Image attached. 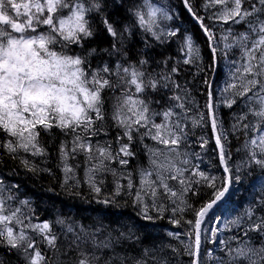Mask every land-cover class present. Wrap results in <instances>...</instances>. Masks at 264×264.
<instances>
[{"label":"snow or ice","instance_id":"1","mask_svg":"<svg viewBox=\"0 0 264 264\" xmlns=\"http://www.w3.org/2000/svg\"><path fill=\"white\" fill-rule=\"evenodd\" d=\"M182 2L205 33L213 57H216V33L205 23V16L197 15L190 0ZM112 3L116 5L118 0ZM119 6H125L123 0H119ZM203 7L215 9L207 16L214 23L243 24L245 31L236 33L230 26L220 37L224 42V55L233 48L241 53L239 64L230 62L235 67L230 71L231 82L223 90L228 95L217 101L213 91H207L206 113L191 117L192 109L188 105L194 101L187 88L175 78L180 71L176 65L181 61L170 66L171 57L155 61L148 52L153 47L166 45L178 35L179 29L169 28L165 23L173 16L164 7L152 0L131 3L126 8L128 22L121 23L106 11L108 0H0V150L12 159L21 152L44 156L42 133L50 134L58 129L66 138L58 147L65 184L76 179L75 169L68 164L69 157L83 153L90 163L85 171L86 182L99 195L101 187L96 174L110 171L117 176V171L109 168L106 161L128 165L127 158L135 155L132 149L137 139L143 143L147 137L163 145V148L144 146L149 153V168L139 170L140 187L135 194L137 214L148 221L154 219L152 211L162 217L168 208L159 202L161 196L171 201L173 217L191 211L194 219L185 221L190 225L185 233L189 240L185 251L193 257L191 264H204L202 243L209 240V231L210 242L215 243L220 231L216 227L202 228L205 218L226 197L233 182L241 179L238 174L241 165L236 166V174L229 165L228 134L215 111L220 103L232 108L238 98L244 99L247 111L236 117L232 131L243 129L246 137L249 132L253 133L243 145L247 153L243 165L251 167L254 164L264 170V0H205ZM98 32L111 38L107 48L89 46ZM137 32L142 33L144 50L133 61L129 45ZM181 51L184 65L195 64L201 59L200 50L190 35L183 37ZM93 60L98 63L94 65ZM153 64L161 70L155 71ZM208 88L211 89L210 84ZM108 99L112 100L110 119L119 130L116 149L110 143L94 145L91 142V137L101 132L107 135L104 125ZM158 117L160 122H157ZM189 119L193 127L210 126L215 144L213 151L224 173L222 177L192 163L190 157L201 160L200 153L180 150L187 138L185 128ZM199 140L201 150H206L209 138L204 135ZM20 162L29 171H37L27 158H20ZM124 178L131 190L134 187L131 173ZM169 181H176L179 190H174ZM198 186L211 189V193L197 208L188 203L185 195L188 192L196 194ZM121 188L117 181L115 195H120ZM146 196L150 203L145 200ZM14 200L13 195H4L0 189V248L21 258L23 264H64L60 255L69 252L75 253L71 264H148L144 259L147 249L140 258L117 252L116 245L122 241L134 242L135 233L131 231L121 232L115 238L109 234L105 239H98L96 233L82 228V234H75L62 251L52 224L49 221L31 223L30 215L21 207L12 206ZM99 202L109 204L113 201L105 198ZM20 204L27 206L29 201L23 200ZM260 206L264 210V199ZM31 211L29 208L28 212ZM254 216L255 209L249 207L243 216L229 221L228 224L241 229L247 239L239 242L236 248L221 240L225 256L213 257L209 250L208 258L214 259L215 264H264V215L253 219ZM170 222L180 224L175 218ZM67 231L74 232L71 227ZM249 233L258 234L259 244ZM168 235L179 239V233ZM41 243L51 250L52 256L41 251L38 246ZM0 264H6L3 258Z\"/></svg>","mask_w":264,"mask_h":264},{"label":"trees","instance_id":"2","mask_svg":"<svg viewBox=\"0 0 264 264\" xmlns=\"http://www.w3.org/2000/svg\"><path fill=\"white\" fill-rule=\"evenodd\" d=\"M152 1L162 3L169 10L170 15L173 16V19L168 21L169 28L179 29V32L166 45L149 49V56L155 61L171 57L170 66L176 64L177 61H181V63L176 65L180 71L175 78L182 87L187 88L190 98L194 101V103L188 105L192 109L190 116L198 117L200 112L206 113L207 111L204 107L207 100V91H213L217 101L228 95L223 90L226 84L231 82L230 71H234L235 66L230 62L235 61L236 64L241 62V53L238 48H233L228 51L227 55H224V42L220 40V37L226 34L225 30L230 26L234 32L238 33L245 31V25L214 23L207 19V16L211 15L215 10H205L203 7L205 0H190L197 15L205 16V23L216 33L218 54L216 59H214L207 38L185 9L182 0ZM123 2L125 6L120 7L119 0L116 5H113L112 0H108L106 11L111 14L114 20L127 23L129 16L126 11L127 6L131 3H140L141 0H123ZM189 35L192 37L194 45L199 48L201 59L195 64L184 65L182 63L184 53L181 51V47L183 37ZM110 40L111 38L105 33L98 32L89 46L107 48ZM129 50V55L133 61L144 50L141 32H137V35L129 45ZM96 63H98V60H93V64L95 65ZM152 68L155 71L161 70L156 68L154 64ZM214 74V80L211 84ZM205 81L208 84H205ZM209 84H211V89L208 88ZM106 96H112V93H106ZM244 102L243 98H238L237 103L232 108L220 103L215 110L222 127L228 134L227 149L231 153L229 165L233 168L234 174H236V166L241 165V171L238 173L241 179L238 182H233L226 197L205 218L202 228L211 229L216 227L220 231L217 234L215 243L210 242V231L207 233L209 240L202 243L201 259L204 264H215V260L209 259L207 256L209 250H211L213 257L225 256L226 250L220 244L221 240L227 241L232 248H236L239 242L247 239V237L243 236V231L229 225V221L236 219L238 216H243L245 210L249 207L255 209L253 219L264 215V210L260 206L261 199H264V190H262V186H264V170L254 164L251 167L243 165V162L247 159V153L243 149V145L245 140L250 138L253 133L249 132L248 137H246L243 129L232 131V125L237 122L236 117L247 111ZM111 104V99L106 100L105 107L108 115L104 126L107 129V135L101 132L98 136L91 138H106L107 144L110 143L114 148L116 145L115 138L119 130L110 119ZM249 119L253 120L251 116ZM186 124L187 138L182 142L180 148L188 153H200L202 159L197 160L195 156H191L192 163L199 164L200 169L205 172L222 177L224 173L222 167L219 166L217 154L213 151L215 144L212 139L210 126L193 127L191 119ZM204 135L209 138L210 142L206 146V150H201L199 138ZM63 139L66 138L58 129H53L50 134L42 133L41 142L46 148V155L44 156H31L21 152L16 159H12L3 150H0L1 179L6 182H14L17 187L23 190V194L32 198L34 209L30 214L31 219L37 221L48 220L52 224V230L59 237L58 246L61 247L62 251L67 242L74 238V235H64L63 230L59 229L61 223H57L58 220L68 216L73 221H82L87 224H96L97 221L104 220L106 223L118 225L121 222L128 224L127 221H124V219H128L134 225L132 226L134 229L132 232L135 233L134 242L122 241L121 244L116 245L117 252L140 258L144 255V250L147 249L148 254L144 256V259L147 260L148 264H191L193 257L189 256L185 251V246L189 243L185 233L190 230V225L185 223V221L194 219L191 211L186 210L184 213H177L173 217L171 201L161 196L159 202L163 203L168 210L162 214V217L156 211H152L150 214L154 219L152 221L145 220L137 214L139 212V207L135 203L137 187H135V192L133 189L129 190L125 183L126 178L112 177L109 173L106 174V179H103L99 185L101 187L99 195L92 191L83 175H80L78 179L69 180L65 184V175L63 170H61V158L58 152L60 141ZM145 145L150 147L157 145V143L147 137H145L143 143H140L137 139L134 141L132 149L135 155L127 158L129 163L126 167L129 169L128 173H131V176L136 180L135 184H137L138 180V171L149 166V154L144 147ZM20 158H27L30 164L37 168V171L32 172L25 168L20 162ZM76 180L79 183H76ZM117 181L122 185L120 195H115ZM198 188L199 190L196 194L188 192L185 195L188 203L197 208L209 199L211 193V189L207 187L198 186ZM105 198L113 202L109 204L99 202ZM174 218L180 220L179 225L170 222ZM244 220H247V217H244ZM245 226L242 224V227ZM170 232L179 233V239L168 235ZM249 235L259 244L257 233H249ZM233 236H238L239 239H230ZM65 237H67V240ZM39 246L43 253L49 257L52 256L51 250L46 245L41 243ZM0 258H3L6 264H23L21 258L2 248H0ZM74 258L75 253L73 252H69L68 255H60V260L64 264H71V260Z\"/></svg>","mask_w":264,"mask_h":264},{"label":"rangeland","instance_id":"3","mask_svg":"<svg viewBox=\"0 0 264 264\" xmlns=\"http://www.w3.org/2000/svg\"><path fill=\"white\" fill-rule=\"evenodd\" d=\"M152 3H154L152 1ZM157 6L160 7H164L165 6L161 3H154ZM166 9V8H165ZM167 10V9H166ZM215 10V9H213ZM167 24V26L169 27L168 21L165 22ZM157 122H160V118H157ZM91 142L95 145L97 143L101 144V145H106L107 144V140L106 138H97V139H93L91 138ZM158 145V144H157ZM150 146L153 148H163V146ZM118 147V145L116 144L115 147L113 149H116ZM181 151H186L182 148H180ZM187 152V151H186ZM149 154V153H148ZM94 162V161H93ZM109 168H113L117 171V178H123L126 177L129 173V169L126 166H122L117 162H109L106 161L105 162ZM68 164L70 166H72L75 169V177L76 179L79 178L80 175H83V177L85 178V171L88 167H90V163L86 162V157L83 153H78L75 154L74 156H70L68 159ZM63 167V164H62ZM144 168V169H148ZM109 173L112 177L113 175L111 174L110 171L107 172H99L96 174V180L98 183V186L100 185V182L103 181V179H106V174ZM116 177V176H115ZM132 181L134 184V187L132 188L135 192V187L136 191L137 189L140 187V175H139V171H138V180H137V184H135V179L134 177H132ZM86 181V178H85ZM125 183L128 184V180H125ZM169 184L174 188V190H179L180 186L176 181H169ZM139 185V186H138ZM0 189L3 190V194L4 195H13L15 197V200L12 201V206L13 207H21L22 211L24 208H30L32 210V199L29 196H25L22 194V192H20V189H18L16 186L6 183V182H2L0 181ZM23 200H27L29 201V204L27 206H23L20 204V201ZM145 200L147 202L150 201L149 197H145ZM25 214L30 215L29 212H25ZM64 221L63 224H61L60 229L63 230L64 235H69V234H82L81 233V229L83 228L84 230H86L89 233H96L98 239H105L106 237L109 236V234H111V236L113 238H115L116 236H118L121 232L127 234L129 233V231H133V223H131L128 219H124V221L128 222V224H125L123 222H121L118 225H112L111 223H106L104 220H99L97 221L96 224H87V223H83L82 221H73L72 219H70L68 216L62 219ZM26 223L28 222L27 220L25 221ZM44 221H40V222H35V221H31V223L35 224V223H42ZM68 227H71L74 232H68L67 229ZM97 229H99V232H97ZM31 234V233H30ZM36 239L39 241V237H36ZM39 246V245H38ZM40 247V246H39Z\"/></svg>","mask_w":264,"mask_h":264},{"label":"water","instance_id":"4","mask_svg":"<svg viewBox=\"0 0 264 264\" xmlns=\"http://www.w3.org/2000/svg\"><path fill=\"white\" fill-rule=\"evenodd\" d=\"M195 19V18H194ZM196 21V20H195ZM197 22V21H196ZM198 23V22H197Z\"/></svg>","mask_w":264,"mask_h":264},{"label":"bare ground","instance_id":"5","mask_svg":"<svg viewBox=\"0 0 264 264\" xmlns=\"http://www.w3.org/2000/svg\"><path fill=\"white\" fill-rule=\"evenodd\" d=\"M212 66V65H211ZM125 200V199H124ZM60 228V227H59Z\"/></svg>","mask_w":264,"mask_h":264}]
</instances>
